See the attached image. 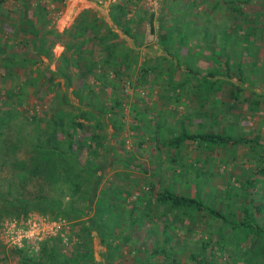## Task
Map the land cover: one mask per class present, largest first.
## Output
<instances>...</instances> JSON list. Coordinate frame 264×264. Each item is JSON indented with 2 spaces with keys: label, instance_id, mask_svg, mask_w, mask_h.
<instances>
[{
  "label": "trees",
  "instance_id": "trees-1",
  "mask_svg": "<svg viewBox=\"0 0 264 264\" xmlns=\"http://www.w3.org/2000/svg\"><path fill=\"white\" fill-rule=\"evenodd\" d=\"M51 1L60 4L64 2ZM140 1L114 0L109 4L108 11L112 24L122 34L130 37L135 45L154 38L166 52L155 59L138 63L137 50L128 45L124 38L90 8L81 10L70 26L58 31L39 28L29 14L30 9H33L34 16L47 15L46 5L41 4L40 0H20L18 12L7 17L10 20L8 23L2 20L6 0H0V68L4 70L0 73V82L7 85L4 90L7 100L14 96L21 99L19 93L27 87L36 89L39 86L44 91L53 93L45 100V105H40L42 116L33 112L28 119L26 116L20 118L13 109L0 111V172L4 169L6 172L13 171L3 182L6 189L0 188V208L15 211L22 209L23 214L37 210L41 214H48L53 220L67 219L79 223L76 236L80 241L79 247L75 248L78 264H85V261H88L87 264H104L93 258V231L99 236L101 243H104L106 252L103 255L110 263H113L111 259L122 255L128 263L119 264H236L239 259H242L241 264H264V201L253 203L251 197L257 188L256 184L263 182L264 150H259L258 146L264 141L258 140V136L247 138L242 132H235L231 122L236 117L233 111L237 108V100L240 101L242 92L248 90L255 97L251 101H247L245 96L242 98L248 103L247 112L251 114L260 111V98H264V93L253 89V80L256 83L264 82V62H252L245 69L244 64L236 60L242 58L241 55L233 50L230 52V47L235 45L236 40L250 41L252 37L253 41L254 32L259 29L254 25L257 15L252 19L253 15L247 10V5L252 4L253 0H212L211 3L209 0H186L183 5L182 0H161L158 16H155L157 12L146 11ZM200 5L206 9L204 13L207 24L202 31L201 44L208 57L213 62L217 60L215 68L206 73H201L192 66L201 54L198 48L200 45L196 43L194 51H190L191 47L187 45L197 32L196 27L190 28L184 20V16L196 19L200 13L193 10ZM222 8L229 10L235 21L241 22L233 24V21L232 26L227 24V27L223 25V33L218 38L220 42H217L218 35L215 39L214 31L209 30L208 24L212 21L211 14L217 9L223 10ZM154 20L157 21L158 34L154 29ZM174 21L176 23H171ZM5 24L9 25L7 28L10 31H6L8 34L4 33ZM143 24L146 25V32L139 30ZM259 30L264 36V26ZM47 36L51 38L48 39ZM44 38L47 44H44ZM56 43L63 47L57 57L52 53V46ZM174 43H178V46L175 47ZM183 47L188 51L186 59L180 52ZM43 58L48 61L45 62ZM52 60L55 62L53 67L50 66ZM232 63L234 72H231ZM36 65L43 69L36 73ZM18 66L26 69L27 74L23 80L16 79ZM177 70H180L182 77L174 78ZM233 73L236 81L230 79ZM155 74L164 81L160 86L177 97H180L179 90L186 93L190 91L197 104L194 108H200L194 109L192 114L188 110L184 112L179 118V129L170 138L159 136V128H168L165 122H159L158 126L151 128L144 121L147 117L152 122L146 110L136 117V120L144 122V126L132 124V128L144 127L143 136H147L146 125L150 128L148 137L155 142L153 146L156 152L160 153L165 149L169 152L164 167L168 168L167 162L181 166L172 168L171 176L184 174L187 179L182 185H193L194 188L193 195L180 193L172 187V184L177 183L170 176L173 182L169 181L170 184L160 189H156L153 184L149 185V196L153 198V203L143 196V192L134 196L142 203L144 215H151L152 210L149 208L152 204L154 207L161 205L164 215L171 214V222L162 223L161 238L154 239V246L151 247L147 245L145 238L149 234H157V220L145 230L147 235L144 234L142 238L133 237L136 226H143L146 218L141 216L138 205L128 202L130 187H123L122 182L123 175L128 172L121 168H135L137 164L133 160L131 163L127 162L126 156L118 155L115 145L108 142L106 127L110 124L114 134L124 129L126 122L121 119L120 112L125 101L120 93L127 96L125 91L129 83L139 85L147 82V76ZM247 82L252 87L243 86ZM108 86L112 91L107 96L101 92ZM69 89L77 98L76 103L69 99ZM98 89L100 93L96 92ZM222 90L230 100V106L225 111L217 107L219 99L214 97V93ZM163 96L165 99L166 95ZM1 100L0 97V106ZM171 102L185 105L178 98ZM195 117H201L197 127L193 125ZM154 118L155 121H161L160 115H155ZM222 121L226 123L223 124ZM22 122L33 125L26 129ZM190 143L198 149L203 147L209 158L220 153L221 149L229 153L233 145L241 144H246L248 149L258 153L255 158L257 163L238 178L239 185H231L240 188L239 190L227 191L229 185L224 186V192L240 191V199L233 200L234 206L239 203L235 210L228 208L229 213H223L206 205L198 195L210 191L201 188L200 178L204 171L200 164L192 172L184 167L188 163L184 162L180 151ZM23 147L25 156L20 158L17 153ZM207 161V158L204 159L202 165ZM195 166L196 161L189 164L190 168ZM107 169L114 170L116 174L115 187H111ZM187 173L192 175L187 176ZM102 182L108 185L103 187ZM31 183L34 190L25 192ZM135 210L137 212L132 215ZM185 214L200 217L206 215L211 222H221L216 233L200 236L193 246H187L185 241H176L175 238L177 223L182 221ZM127 215L129 219L124 221L123 217ZM190 222L192 226L186 228L187 234L195 232L193 219ZM80 232L84 233V238ZM233 232L234 238L231 236ZM119 239L122 243L117 242ZM57 241H61V238L50 236L41 245L42 256L37 258L34 252H27L26 246L15 248L13 252L19 264H76L77 262L64 257ZM125 245H128L129 253H142L141 257L136 256L135 260H130L127 252L125 254L128 256L120 254ZM81 247L86 250L81 251ZM184 252L188 253L186 262L180 257Z\"/></svg>",
  "mask_w": 264,
  "mask_h": 264
},
{
  "label": "rangeland",
  "instance_id": "rangeland-1",
  "mask_svg": "<svg viewBox=\"0 0 264 264\" xmlns=\"http://www.w3.org/2000/svg\"><path fill=\"white\" fill-rule=\"evenodd\" d=\"M33 2V0H31ZM68 1V0H64ZM92 3L96 5H107L113 1L111 0H90ZM116 1V0H115ZM159 7L157 14L155 16H158V12L161 7V0H159ZM205 2V0H202ZM212 0H209L211 3ZM20 0H6L4 3L5 12L2 16V20H5L6 23L10 22L7 17H10L11 15H15L18 12V7ZM41 4L46 5L47 15H43L38 17L34 16L32 13L33 9H30L29 14H31V17L34 19L35 23L39 26V28L48 29L53 28L58 31H62L66 27L70 26V24L67 26V21L69 19L70 12L67 11L66 8V2L60 4L55 3L51 0H40ZM140 4L144 5V8L146 11L151 12L147 6L144 0H141L139 2ZM186 3V0H182V5ZM206 5V4H205ZM137 6V5H136ZM86 9V8H83ZM82 9V10H83ZM217 9V11L213 14H211L212 21L208 24L209 30L214 31V38L217 37V42H220L218 39L220 34H222V27L225 25L227 27V24L230 26L231 23L234 21L233 24L240 21H235L233 17L229 14V10L222 8ZM49 10V11H48ZM248 12H251L250 14L253 15L251 18L254 19L255 14L257 15L255 17L254 25L259 27L261 29L264 26V0H253L252 4L247 5ZM8 11V12H7ZM109 11V9H108ZM194 12L200 13L199 16L195 17L196 19L192 20V17L190 16H184V20L188 22L190 28H195L196 30V36H193L190 38V42L187 46H190V51H194L196 47V43L200 45L199 50L201 51V54L195 59L196 63H192V66L195 68H198L201 73H206L208 70L215 68V62L217 63V60L213 62L208 55L207 51L203 49L202 47V31L204 27L207 25L205 23V7L203 5L198 6L196 9L193 10ZM202 12V13H201ZM96 13V12H95ZM66 14L68 16L66 17ZM97 14V13H96ZM6 19H5V18ZM101 17V16H100ZM188 18V19H187ZM209 18V17H208ZM176 23V21L171 22ZM251 25L253 22L250 23ZM182 25L179 24V26ZM7 24H5L4 33L8 34L6 31H10L9 28H7ZM142 26L146 27L145 24ZM142 26L139 28V30H142ZM232 26V25H231ZM64 27V28H63ZM154 29L158 34L159 29L157 28V21L154 20ZM225 27V28H226ZM63 28V29H61ZM61 29V30H60ZM257 30L254 32L255 36L253 37L254 40L252 41V37L249 39L250 41H244V40H236L235 45L230 47V52L235 51L236 54H240L242 58L236 59L237 61H240L242 64H244V67L250 66L252 62L262 64L264 61V36L261 33V30ZM216 33V34H215ZM162 34V32H161ZM46 38H51L50 36H47ZM124 38L131 40L130 37L124 36ZM236 39V38H235ZM156 40L154 39V42ZM44 44H47L48 42L44 38L43 40ZM178 43H174V46L177 47ZM193 46V47H192ZM63 47L60 43H56L52 46V53L55 57H57ZM161 49H157L156 53L161 52ZM164 52V50L162 49ZM181 54H184V58L188 56V51L186 47H183L180 49ZM166 53V52H165ZM45 62L48 60L43 58ZM182 60V57H181ZM234 60V59H233ZM186 61V60H185ZM54 60L51 61L50 66H54ZM171 63V62H170ZM160 64H165L161 63ZM234 63H232L231 66H233ZM37 66V65H36ZM219 67V66H218ZM224 68V67H223ZM18 73L16 76L17 80H23L26 76V69L23 66H18L17 68ZM42 67L36 68L35 72H39V70H42ZM165 69V67H164ZM72 71L74 72L75 69L73 68ZM4 72L2 68H0V73ZM227 72V71H225ZM231 72H234V66L231 69ZM180 70H177V73L174 78L182 77L183 75L180 74ZM230 75V79L232 81H236V76ZM263 76V75H261ZM147 82H143L139 85H134L133 83H129L126 88V94L127 96H124L122 93L120 95L124 98V106H122V111L118 109V113L120 112V117L122 120H124L126 123L124 125V129L120 133L114 134V130L112 129L111 125L108 124L106 127V133L108 142L111 145H115V149L117 150L118 155L126 156L127 162H130L133 160L137 164L135 168H121L124 170H127L124 176V179H122V182L124 183V186L129 185L130 194L128 195V202L130 204L138 205V210L141 212V216L145 217L146 221L143 224V226H136V232L134 233L133 237L142 238L144 234L147 235L145 230H147L149 227L153 226V223L155 220H157V234H149L148 237L145 238V242L148 246H154L153 240L154 239H160L162 235V223L164 221H170L171 222V214H166L162 212L161 205H158L157 207H154V204L150 206L149 209L152 210V213L150 216L144 215L142 210L143 207L141 206L142 203L138 199H135L134 196L140 195L143 192V196L145 198H149V200L153 203V198L150 195L148 191V187L150 184H153L156 189H160V187H163L171 181L170 176L172 173L170 172L172 168L174 167H180L178 164L175 166L174 163L167 162L166 165H168V168H165V161L167 159L168 153L165 150H162V152L157 153L154 149V141L150 140L148 135V129H150L147 125L145 127V130L147 132V136H143L142 129L140 128H132V124L138 123L140 125H143V121L136 120L137 116H139L140 112L142 113L144 110H146L148 117L152 119V122L149 121V119L144 120L145 122L149 123L150 127L152 126H158L159 122H165L166 126L168 128H159V136H166L167 138L172 137L176 133V131L179 129V118L182 117L184 112L187 110L192 114L193 110L195 109L194 106L197 105L195 100V97H192V93L189 91V93H186L185 91H178V94L180 97H177L174 93H172L169 90H164L160 84H163L164 81L160 79L159 75H151L147 76ZM262 80H264V76L262 77ZM134 82V81H133ZM253 89L256 92L264 93V82L256 83L254 80ZM7 85L2 84L0 82V97L2 104L0 106L1 110L6 109H13L15 113L22 118L23 116H26L29 119V115L33 112H36L38 115L42 116V113L40 111L41 107L40 105H45V100L48 99L49 96H51L53 93H48L46 90L44 91V88L37 87L34 89L33 87H27L23 88L22 92H20L21 99H17L16 96L11 97L7 100V97L4 94L5 87ZM245 87H252L250 84L244 83ZM251 89V88H250ZM59 90V89H57ZM16 92L18 89L16 88ZM103 92L106 93L105 95H109L112 91V89L108 86L105 87ZM96 92H99V89L96 90ZM247 90V92H242L240 101L237 100V108L233 113L235 114L233 123L235 132H242L245 137H253L258 136V140H261V142L264 141V98L261 97L260 100L261 104L259 106L260 111L258 113L251 114L250 112H247V106L248 103L246 101H243L242 98L245 96L247 98V101L253 100L255 97L253 95H250ZM69 99L76 103L77 98L74 97L70 93V89L67 91ZM225 91L222 90L221 92L214 93V97H217L219 99V102L217 104V107L221 109V111H225L230 106V100L225 95ZM166 95V98L164 99V96ZM168 96V97H167ZM175 96V98H174ZM178 98L181 102H185V105H182L180 102L172 104L171 101L173 99ZM7 100V101H6ZM6 101V102H4ZM187 105V106H186ZM210 105H213L210 103ZM186 106V107H185ZM45 107V106H43ZM200 107H197L195 110H199ZM163 112V113H162ZM155 115L161 116V121H155L154 117ZM106 116V115H105ZM201 117H195L193 119V125L198 126V123L200 121ZM23 123V122H22ZM223 124L226 123V121H222ZM93 124V122L91 123ZM33 124H27L26 122L23 123V128L29 129L31 128ZM144 126V125H143ZM170 127V129H169ZM172 128V129H171ZM94 129L95 126H94ZM93 129V131H94ZM169 129V130H168ZM220 129V128H217ZM141 130V132H140ZM113 135V136H112ZM157 142V141H156ZM262 144V145H261ZM260 147L258 146V149L261 148L264 150V143H261ZM24 147L17 153L18 157L23 158L25 156V151L23 150ZM259 152V151H258ZM181 157L184 158V162H187L188 164L184 167L189 168V170L192 172L194 169L199 167L202 171H204V174L201 175L200 178V185L201 188L204 191L209 190V193L202 192L201 194H198L206 203V205L212 206L216 209H219L223 213H229L228 208L234 209L235 206H237L239 203H236L235 206L233 205V200L240 199V191L237 192H224V186L229 185L227 187V191L232 190H239L240 188L231 186L232 184L239 185L238 178L244 173L245 170L250 168L251 166L255 165L257 163V160L255 159L258 153L252 152L250 149L246 147V144L241 145H233L229 149V153H227L224 149L220 150V153L216 154L215 156H211L209 158L208 152L203 148L200 147L199 149L196 148L193 144H189L181 149L180 151ZM226 154V156H225ZM0 156H2V151L0 150ZM208 159L207 163L202 165V161L204 159ZM224 159L225 161H222ZM196 161V166L194 168H190L189 164H192ZM198 163V165H197ZM118 170V169H117ZM13 173V171H11ZM11 172L4 171L0 172V188L2 190H5L6 187L3 184V182L6 181V179L12 174ZM108 173V180L112 182L111 187H115L117 185V181L115 178V172L114 170H106ZM187 176H191L192 174H186ZM173 177V176H171ZM174 182L179 185L172 184V187L174 190H177L180 193L193 195V185L187 186L182 185L185 181L186 176L180 175L177 177L172 178ZM262 183L256 184L255 193H253L252 200L253 203H262L264 201V176H262ZM171 181V182H173ZM102 182L104 185L103 187L107 186L108 183ZM192 184V183H191ZM34 190L33 184H29L25 192L28 193V191ZM221 192V193H219ZM10 196H13V194H10ZM137 210L133 211L132 215L136 213ZM49 215L41 214L37 210H31L27 214H23L22 209L19 210H9L0 208V264H19V261L17 259V256L15 254V248L26 246L27 252H34L35 258L42 256L41 254V245L46 242L50 236L59 237L61 238V241H57V245L61 251V253L64 255V257L67 260H70L72 262H77L78 264L79 258L75 255V248L79 247V241L80 239L76 236V232H78L79 223L74 222L73 220H67L62 219L65 221V223H57L56 227L51 228V232H56L55 235H48L47 233H44L43 229L46 227L47 224L54 222L53 219L48 217ZM264 217V216H263ZM182 221L177 223L176 226V241L180 240L181 242L185 241V244L187 246H193L194 243L198 242V238L205 237L209 233H216V229L219 226V222L221 221H214L211 222L208 220V216L204 215L200 217L199 215H188L185 214L182 216ZM129 219V216L123 217V220L126 221ZM193 219V224L195 227H193V230L195 232L191 234L186 233V228L191 227L192 223L190 220ZM261 221V220H260ZM262 222V221H261ZM30 223L37 224L39 226V233L40 231H43L44 234L40 233L37 235V238L30 237L22 238V234L24 231L28 230V224ZM169 229V228H168ZM80 234L84 238V233L80 232ZM93 236V243H92V253L93 258L97 261L104 262V264H119V263H128V260L120 255L121 257L113 258L111 261L113 263H110L105 259V256L103 253L106 252V247L104 243H101L99 236L96 235L95 231L92 232ZM45 235V236H43ZM38 236H43L41 238H38ZM234 238V232L231 234ZM12 239V240H11ZM249 239H247L248 243ZM119 243H122V240L119 239L117 241ZM128 245H125L124 248L120 250V254H124L125 256L130 255V260L134 259L135 257H141L142 253H137L136 255L134 253H129L128 251ZM81 251H85L86 248L81 247ZM128 255H126L127 253ZM126 253V254H125ZM220 253V251L218 252ZM30 255L32 253H29ZM188 255L187 252L182 253L180 255L181 260L186 262V256ZM132 258V259H131ZM223 259H219L221 261ZM88 261H85V264H87ZM242 259L237 260L236 264H241ZM44 264H47L45 262ZM189 264V263H188ZM220 264V263H217Z\"/></svg>",
  "mask_w": 264,
  "mask_h": 264
},
{
  "label": "crops",
  "instance_id": "crops-1",
  "mask_svg": "<svg viewBox=\"0 0 264 264\" xmlns=\"http://www.w3.org/2000/svg\"><path fill=\"white\" fill-rule=\"evenodd\" d=\"M65 2H66L67 11L70 12L69 19L67 21V26L73 22V19L83 8H90L92 11L96 12L98 16H101L107 22V24L111 26L120 35L121 38H124L125 35L122 34L121 31L112 24V21L108 14L109 6L107 5L98 6L92 3L90 0H68ZM67 16L68 14H66V17ZM142 30L143 32H146V27L142 26ZM124 39L126 40V43L128 45L133 46L137 50L138 63H141L143 60L155 59L165 54L162 51V48L159 46V43L157 41L154 42V38L152 39L150 38V41H144V43H141L140 45H135V43L132 42V39L131 40H128L126 38ZM158 48L161 49L160 50L161 52L156 53V50Z\"/></svg>",
  "mask_w": 264,
  "mask_h": 264
},
{
  "label": "built area",
  "instance_id": "built-area-1",
  "mask_svg": "<svg viewBox=\"0 0 264 264\" xmlns=\"http://www.w3.org/2000/svg\"><path fill=\"white\" fill-rule=\"evenodd\" d=\"M111 1H114V0H111ZM145 3H146V6L147 8L151 11V12H154L156 13L158 11V7H159V0H144ZM57 223H65L64 220L60 219V220H54V222H51L49 224L46 225V227H44L43 231L44 233H47L48 235H55L54 232H51V228L53 227H56ZM28 230L24 231L23 234H22V238H27L29 239L30 237H33V238H37V235L43 233V231H40L39 233V226L35 223L31 224L30 223L28 224ZM45 236V235H43ZM43 236H38V238H41ZM12 240V239H11Z\"/></svg>",
  "mask_w": 264,
  "mask_h": 264
}]
</instances>
